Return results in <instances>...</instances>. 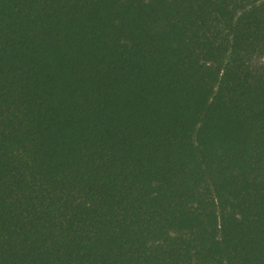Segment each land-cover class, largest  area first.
Masks as SVG:
<instances>
[{"label": "trees", "instance_id": "trees-1", "mask_svg": "<svg viewBox=\"0 0 264 264\" xmlns=\"http://www.w3.org/2000/svg\"><path fill=\"white\" fill-rule=\"evenodd\" d=\"M0 264H264V0H0Z\"/></svg>", "mask_w": 264, "mask_h": 264}]
</instances>
